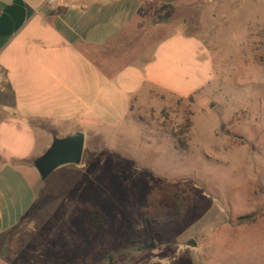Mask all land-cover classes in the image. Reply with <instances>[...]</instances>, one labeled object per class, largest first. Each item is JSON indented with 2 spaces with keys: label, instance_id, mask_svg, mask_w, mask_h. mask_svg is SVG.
<instances>
[{
  "label": "rangeland",
  "instance_id": "rangeland-1",
  "mask_svg": "<svg viewBox=\"0 0 264 264\" xmlns=\"http://www.w3.org/2000/svg\"><path fill=\"white\" fill-rule=\"evenodd\" d=\"M160 27L202 42L212 82L153 93L134 122L98 131L80 167L37 175L4 264H264V0H191ZM142 213L156 248L138 252Z\"/></svg>",
  "mask_w": 264,
  "mask_h": 264
},
{
  "label": "crops",
  "instance_id": "crops-1",
  "mask_svg": "<svg viewBox=\"0 0 264 264\" xmlns=\"http://www.w3.org/2000/svg\"><path fill=\"white\" fill-rule=\"evenodd\" d=\"M148 1L191 0H0V243L33 211L32 162L54 137L83 132L84 158L98 131L134 122L153 93L186 99L212 82L198 38L138 16Z\"/></svg>",
  "mask_w": 264,
  "mask_h": 264
},
{
  "label": "water",
  "instance_id": "water-1",
  "mask_svg": "<svg viewBox=\"0 0 264 264\" xmlns=\"http://www.w3.org/2000/svg\"><path fill=\"white\" fill-rule=\"evenodd\" d=\"M86 136L83 132L66 138H53L49 149L32 163L42 181H47L58 170L82 164Z\"/></svg>",
  "mask_w": 264,
  "mask_h": 264
},
{
  "label": "trees",
  "instance_id": "trees-1",
  "mask_svg": "<svg viewBox=\"0 0 264 264\" xmlns=\"http://www.w3.org/2000/svg\"><path fill=\"white\" fill-rule=\"evenodd\" d=\"M176 8L174 6L160 5L154 1H148L138 11V16L150 22L151 25L159 26L169 23L174 14ZM179 197L176 196V200L179 202ZM178 213H182L183 209L180 206ZM104 217L99 214H94L95 224L99 228H103L102 220ZM20 227L16 228V232ZM133 244L136 246L138 252L153 250L156 248L155 239V224L145 214H141L138 226L135 229V238Z\"/></svg>",
  "mask_w": 264,
  "mask_h": 264
},
{
  "label": "built area",
  "instance_id": "built-area-1",
  "mask_svg": "<svg viewBox=\"0 0 264 264\" xmlns=\"http://www.w3.org/2000/svg\"><path fill=\"white\" fill-rule=\"evenodd\" d=\"M62 0H48V3L52 6L56 5L57 3L61 2Z\"/></svg>",
  "mask_w": 264,
  "mask_h": 264
}]
</instances>
